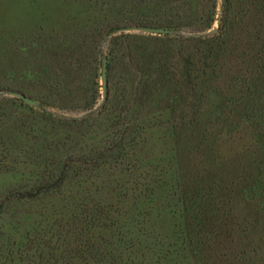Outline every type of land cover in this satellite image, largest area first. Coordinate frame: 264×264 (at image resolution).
I'll use <instances>...</instances> for the list:
<instances>
[{"label": "rangeland", "instance_id": "rangeland-1", "mask_svg": "<svg viewBox=\"0 0 264 264\" xmlns=\"http://www.w3.org/2000/svg\"><path fill=\"white\" fill-rule=\"evenodd\" d=\"M261 50L264 0H0V264H264Z\"/></svg>", "mask_w": 264, "mask_h": 264}, {"label": "water", "instance_id": "water-1", "mask_svg": "<svg viewBox=\"0 0 264 264\" xmlns=\"http://www.w3.org/2000/svg\"><path fill=\"white\" fill-rule=\"evenodd\" d=\"M218 24V21H217ZM132 29L136 30H145V31H153V32H167L173 33L175 30L173 28H166V27H156V26H131ZM214 28H210L209 32H213ZM202 32H192V34H201ZM100 78H101V89H102V97L105 94L106 89V56H101V64H100ZM8 94H12L24 102L29 104H37V100L32 98L29 95H26L18 90L8 89L5 91Z\"/></svg>", "mask_w": 264, "mask_h": 264}, {"label": "trees", "instance_id": "trees-1", "mask_svg": "<svg viewBox=\"0 0 264 264\" xmlns=\"http://www.w3.org/2000/svg\"><path fill=\"white\" fill-rule=\"evenodd\" d=\"M246 10H247V5H242L241 7V12H242V15L245 16L247 13H246ZM260 54H262V56H264V52L261 50L260 51ZM98 218V216L95 214H88V217L85 219L86 223L90 222L91 219H96ZM69 264V263H68Z\"/></svg>", "mask_w": 264, "mask_h": 264}]
</instances>
